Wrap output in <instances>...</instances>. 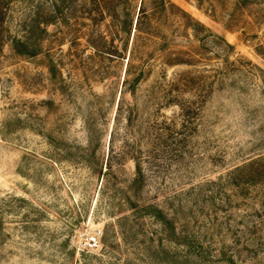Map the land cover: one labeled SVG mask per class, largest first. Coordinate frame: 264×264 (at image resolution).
Instances as JSON below:
<instances>
[{"label":"rangeland","instance_id":"obj_1","mask_svg":"<svg viewBox=\"0 0 264 264\" xmlns=\"http://www.w3.org/2000/svg\"><path fill=\"white\" fill-rule=\"evenodd\" d=\"M258 155L264 0L0 3V264L83 262L125 195L219 220L220 179Z\"/></svg>","mask_w":264,"mask_h":264},{"label":"trees","instance_id":"obj_2","mask_svg":"<svg viewBox=\"0 0 264 264\" xmlns=\"http://www.w3.org/2000/svg\"><path fill=\"white\" fill-rule=\"evenodd\" d=\"M50 6L55 8V4ZM26 26V20L21 19L20 34L10 41L21 56L34 54ZM200 26L195 23L192 28L197 33ZM179 108L180 124L189 123L184 118L191 107L183 104ZM220 181V187L231 193L221 200L229 207L223 211L227 215L208 219L198 227L195 217L181 221L183 217L177 212L169 214L157 203L125 195L118 202L128 209L127 213L107 226L99 252L85 255L78 264H264V155L236 165ZM143 183V169L136 163L131 185L138 189Z\"/></svg>","mask_w":264,"mask_h":264},{"label":"built area","instance_id":"obj_3","mask_svg":"<svg viewBox=\"0 0 264 264\" xmlns=\"http://www.w3.org/2000/svg\"><path fill=\"white\" fill-rule=\"evenodd\" d=\"M96 243H97V236L94 235V236H92V237L89 238V241L87 243V246L89 248H93L96 245Z\"/></svg>","mask_w":264,"mask_h":264}]
</instances>
